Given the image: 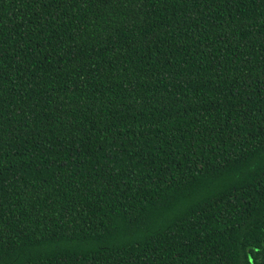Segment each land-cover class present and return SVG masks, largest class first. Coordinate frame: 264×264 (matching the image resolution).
<instances>
[{"label": "trees", "instance_id": "trees-1", "mask_svg": "<svg viewBox=\"0 0 264 264\" xmlns=\"http://www.w3.org/2000/svg\"><path fill=\"white\" fill-rule=\"evenodd\" d=\"M0 264H264V0H0Z\"/></svg>", "mask_w": 264, "mask_h": 264}]
</instances>
